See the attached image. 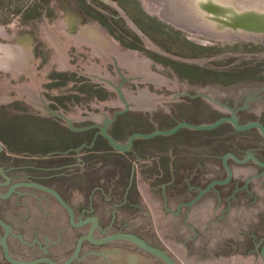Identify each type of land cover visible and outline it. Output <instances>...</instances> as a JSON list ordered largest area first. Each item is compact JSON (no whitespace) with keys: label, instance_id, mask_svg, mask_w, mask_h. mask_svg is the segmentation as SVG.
Returning a JSON list of instances; mask_svg holds the SVG:
<instances>
[{"label":"rangeland","instance_id":"obj_1","mask_svg":"<svg viewBox=\"0 0 264 264\" xmlns=\"http://www.w3.org/2000/svg\"><path fill=\"white\" fill-rule=\"evenodd\" d=\"M194 4H102L115 14L117 38L126 40L123 34L134 36L139 30L147 45L194 60L204 73L190 79L185 68L155 69L142 53L96 32L94 21H82L79 0H0V136L14 149L34 155L38 148L31 147L60 129L69 134L95 124L103 135L121 118L127 126L117 141L126 144L137 132L168 130L182 122L214 123L223 117L225 99L233 102L261 92L264 83L226 79L236 59L222 52L231 37L225 41L223 33L197 24L190 9ZM124 78L128 81L122 84ZM107 79L114 92L110 99L83 95ZM225 132L183 128L173 135L137 139L138 148L129 150L104 143L110 154H95L87 166L79 161L78 175L56 188L78 207L75 215L97 219L107 231L166 240L170 250L192 264L264 261V175H256L252 164L228 160L224 167V154L213 147ZM13 137H24V144L16 148ZM87 152L79 148V159ZM256 224L260 242L252 246L249 236Z\"/></svg>","mask_w":264,"mask_h":264},{"label":"flooded vegetation","instance_id":"obj_2","mask_svg":"<svg viewBox=\"0 0 264 264\" xmlns=\"http://www.w3.org/2000/svg\"><path fill=\"white\" fill-rule=\"evenodd\" d=\"M112 1L113 0H79V7L81 9L80 15L82 17V21L83 22L94 21V23H96L98 28V29L95 28L96 32L100 34H105L107 39L110 41L111 40L118 41L119 44L126 50L140 54L142 53L143 61L149 63L155 69L162 67H171L176 69L178 72H180V70H178L179 68H185L186 73L189 74L188 77L190 79L199 77L200 74L204 73V71L202 70L200 71L196 69L197 67L195 66L194 60L188 61V60L177 59L176 57L172 56L169 52H165L163 49L166 48H164L161 45H159L161 47L157 45L156 46L150 44L147 45V42L145 43L146 41L145 35L143 33H140V31L137 29H136L137 31L134 29L137 33L134 36H127L126 34H123L124 37H126V40L121 39L119 37L117 38L115 14L105 9V7L103 8L102 5V4L108 5ZM192 2H194L195 4L196 3L205 4L207 6L212 2L218 3L219 0H191V2L188 0H179V1L172 0V4L175 3L178 7L181 3L192 4ZM172 7L173 8H171L170 10L172 11V13H175L176 11L174 9V6L172 5ZM191 8H193V10H191L192 14L198 16L197 19L198 22H196L197 24L199 23L201 25H204L205 28H207V30H209L210 32H215L216 34L223 33V35H225L224 38H226L225 41H228L227 37H231L230 47H227V45L224 46L222 52L224 54V57L232 56V57H236V59L235 61L232 62V64H230L231 68L233 69H231V71L225 72L226 79H231V81L235 80L234 82L238 84L240 83L253 84L257 82L264 83V33L249 31L242 28L222 27L223 25H221V28L218 27L210 28L206 25L208 19L211 20L213 18V19L228 21L227 19L228 14L226 13L218 14L215 12H210V11L208 12L206 10L203 11V7H199L196 5H194ZM196 8L199 10L201 9L202 11L199 13L196 11ZM122 15L124 16L126 14L123 13ZM176 20L178 21V19ZM227 34L228 36H226ZM142 42L144 43V45ZM225 64H226L225 67H227L228 62L227 63L225 62ZM110 65L111 62L107 63L108 68ZM259 66H262V68L258 69ZM107 80L108 83L104 81L102 83H97L96 85L92 86V88L88 86L91 91L90 92L87 91L83 93V95L86 97L87 96L94 97V99L96 100L110 99L114 92L112 91L111 86H109L112 84V81H109L110 79ZM127 81L128 80L124 78L122 84H125ZM263 90L264 88L261 90V92ZM261 92H259L256 95H250L245 99L240 98L233 102L230 101L229 99H225V103L223 104L222 107L223 109L222 118L236 116L239 120V123L243 125L252 122H258L264 125V119L257 118L254 120L251 118L248 119L244 118V116L245 117L264 116V106L256 105V103L264 105V93L262 94ZM260 93L261 96H259ZM57 100H61V99L57 98ZM57 109L59 110L62 108L61 106H59ZM203 110L206 111V109ZM125 112H127V110L124 111V113H122L121 116H124ZM126 126L127 125L124 124L123 120L119 118L113 121L111 124H109L106 129L107 132L116 139V134L119 131H124V128ZM216 129H219V132L222 130L226 131L225 134L219 135V140L224 139L225 141L226 140L229 141L230 139H233L232 141L234 143L233 146L221 152L222 154H224V156L222 157V163L224 167L225 164L228 162V160H232L241 165H248V164L255 165L257 168L255 174L264 175V167L255 160V158H257L258 160L264 163V136L262 135L259 129L253 128L246 131H239L231 122L223 123ZM208 131H212V130H208ZM4 139L5 138L0 136V143L2 144V148L0 146V190L9 188L13 184L19 182H29V183H37L45 186H50L53 187L58 192H60V190L56 188V183H59L60 181H62L67 177L77 176L78 172H76L75 169H79V161L83 163L85 166H87L92 163L93 160L91 161V159L95 157V154H110L111 152L110 149L104 148V146H102V144L104 143H108V144L110 143L101 134V127L95 124L88 126L83 132L71 131L68 134L67 131H63L62 129H60L56 135L50 136L44 141H41V143H39L38 145L36 144L34 147L32 146L31 147L32 149L38 148L35 151L34 155L28 152H23V151L20 152L19 150L14 149L15 147H13V145H8V143L5 142ZM23 139L22 137L19 138L13 137L12 142L16 145V148H19L21 144H24ZM156 143H160V142H158V140L157 142H153L154 145ZM79 148L81 150L83 149L88 150L87 154L83 156L82 159H79ZM132 148L135 149L138 148V146L136 145V141L134 142ZM22 159L40 160V162H35V161L26 162V161H22ZM246 190L247 189L245 188L239 192H244ZM211 191H214V189ZM185 192L187 193V190H185ZM252 198H254V196ZM23 206L24 205L21 203L0 204V219L10 227V232L7 237V247L10 256L14 259L24 260V261L38 259L42 257H48L57 262H62L68 259L75 251L76 246L72 254L62 261L56 260L55 258L46 255H41L31 259H19L12 255L9 244V238L11 237L13 231V224L8 219H6L4 213L5 212H8L10 214L20 213V210H18V208ZM71 206L74 211H76L78 208L77 206L74 205ZM85 211L86 209L84 208L83 212ZM4 235H5V228L3 227V225L0 224V257H1L0 264H14L11 261H9L5 256L4 245H3ZM95 237L100 238L104 236H100V237L95 236ZM249 237L252 240V246L257 245L260 242L258 224H256L253 227V231ZM145 240L151 245L159 247L158 245L153 244L149 240L147 239ZM86 242L92 245H101V244L93 243L89 240L85 241L83 245ZM131 245L137 247L133 244ZM143 252H145L146 254H152L144 250ZM256 252H257V247H255L251 253H256ZM81 253L82 250L80 252V258H81ZM262 255L264 256V245L262 248ZM157 258L162 262H164L159 257ZM80 260L81 259H78L71 264H77ZM39 264H49V263L43 262Z\"/></svg>","mask_w":264,"mask_h":264},{"label":"water","instance_id":"obj_3","mask_svg":"<svg viewBox=\"0 0 264 264\" xmlns=\"http://www.w3.org/2000/svg\"><path fill=\"white\" fill-rule=\"evenodd\" d=\"M263 4L264 0H219L218 3L212 2L207 6L198 3L194 5L203 7V11L228 14V21L208 19L206 25L210 28H221V25H223L222 27L242 28L264 33V11L261 10ZM196 11L200 13L202 10L196 8ZM226 122H231L239 131L257 128L264 136V125L258 122L243 125L239 123L236 116L224 117L214 123L202 125L182 122L171 129L149 134L137 132L129 137L126 144L119 143L107 132V129H104L103 135L114 148L129 150L137 139H152L157 136L173 135L183 128L195 131L213 130ZM0 146L2 148L1 143ZM255 160L264 167L263 162L257 158ZM18 203L24 205L18 208L20 213H4L6 219L13 224L9 244L14 257L31 259L46 255L62 261L72 254L75 246L76 248L73 254L62 262H57L48 257L28 261L14 259L10 256L7 247L10 227L0 219V224L5 228L4 253L6 258L14 264H39L43 262L71 264L78 259L81 260L77 264H192L170 250L166 240L143 237L163 248V250L151 245L141 238L142 236L129 232L107 231L97 222V219L93 221L75 215L70 198L53 187L40 184H21L19 182L9 188L0 190V204ZM94 235L104 237L96 238ZM87 240L101 245H92L87 242L83 245ZM143 250L154 255L146 254ZM237 264H264V261Z\"/></svg>","mask_w":264,"mask_h":264},{"label":"trees","instance_id":"obj_4","mask_svg":"<svg viewBox=\"0 0 264 264\" xmlns=\"http://www.w3.org/2000/svg\"><path fill=\"white\" fill-rule=\"evenodd\" d=\"M209 133H212V134H216L219 132V129H216V130H213V131H208ZM122 134H123V131H119L117 134H116V139H120L122 137ZM233 139H230L229 141H225L224 139H220L218 140V146L216 147H213V148H217V150L221 153L223 152L224 150H227L229 147L233 146L234 143L232 141ZM226 142V143H225Z\"/></svg>","mask_w":264,"mask_h":264},{"label":"bare ground","instance_id":"obj_5","mask_svg":"<svg viewBox=\"0 0 264 264\" xmlns=\"http://www.w3.org/2000/svg\"><path fill=\"white\" fill-rule=\"evenodd\" d=\"M179 1V0H178Z\"/></svg>","mask_w":264,"mask_h":264}]
</instances>
